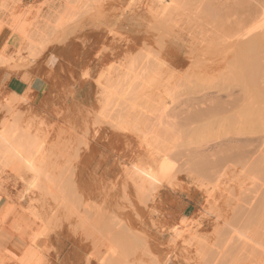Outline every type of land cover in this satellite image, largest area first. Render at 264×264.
Wrapping results in <instances>:
<instances>
[{"label": "rangeland", "instance_id": "1", "mask_svg": "<svg viewBox=\"0 0 264 264\" xmlns=\"http://www.w3.org/2000/svg\"><path fill=\"white\" fill-rule=\"evenodd\" d=\"M240 43L260 85L193 117ZM263 109L264 0H0V125L30 132L40 172L0 157V264H264Z\"/></svg>", "mask_w": 264, "mask_h": 264}, {"label": "bare ground", "instance_id": "2", "mask_svg": "<svg viewBox=\"0 0 264 264\" xmlns=\"http://www.w3.org/2000/svg\"><path fill=\"white\" fill-rule=\"evenodd\" d=\"M160 2V1H159ZM162 2V0H161ZM165 3V2H164ZM169 5V4H168ZM242 3L239 4V7L242 8ZM164 7H168V6H164ZM166 8H164L166 10ZM238 12H240V9L238 10ZM241 43L239 44V50L241 51ZM242 53L241 55L237 54L234 55V61H235V67H233L231 69V75H232V80L233 81V86L231 87L232 89H225V86L223 88L219 87V88H209L206 90V92H204L201 97H199V99H192L188 101L189 107L191 108L193 114L192 116L194 117V115L196 116L198 114L197 111H203L202 110V106L205 105L207 102H212L213 100L215 101H220V99H224V103L225 105H227L230 101V99L233 97L234 91L233 88L237 87L240 89V91H242L243 93H245L246 91H248L249 88H252V90L256 89L258 87V85H260V79L257 78L258 72L260 70L259 67V63H256V61L254 60L253 56H247L248 52H253L255 46L246 44L242 46ZM239 51V52H240ZM2 59V58H1ZM225 59V56L221 57V60ZM227 59V57H226ZM225 59V61H227ZM4 61V60H3ZM224 61V64H225ZM218 63V62H217ZM216 61H208L206 63H203V65H201V73L203 72H212L213 70H219L221 66H219V63L217 64ZM223 64V62H222ZM223 64V65H224ZM227 64V63H226ZM225 64V65H226ZM221 65V63H220ZM157 66L159 68L163 67L162 63L157 64ZM215 69H214V68ZM203 73V74H206ZM85 74V75H84ZM84 76H87V73H84ZM87 78V77H85ZM230 81L227 82V84H229ZM98 83V81H97ZM131 82L126 84V87L122 90H120V93L118 94V99L121 100L123 99L127 93H129L128 90H130L129 88L131 87ZM221 86V85H220ZM128 91V92H127ZM112 94V93H111ZM117 95V94H116ZM14 98L16 99H20L24 102H29L27 101L28 97L26 95H15L13 94ZM26 98H25V97ZM111 96V95H110ZM30 98V97H29ZM117 98V96H116ZM32 99V98H31ZM109 100V98H108ZM31 101V100H30ZM13 103V102H12ZM20 103V101H19ZM21 104V103H20ZM26 105V103L24 104ZM29 105V103H28ZM13 106V104L11 105V107ZM16 106V105H15ZM14 106V107H15ZM217 106V105H215ZM214 106V107H215ZM13 107V109H14ZM220 107V106H219ZM9 108V107H8ZM209 108V106L207 107V109ZM11 109V108H9ZM12 109V110H13ZM249 115H248V120L249 121H254L255 119H260V118H264V109L263 110H254V111H249ZM14 118L15 117H11L10 120L13 121L14 123ZM19 118V117H17ZM190 119H193L190 117ZM195 119V118H194ZM8 120V119H7ZM19 119H17L18 121ZM4 122H6L4 120ZM3 120L1 122L4 123ZM19 122V121H18ZM7 124L9 122H6ZM12 123V122H11ZM20 124V123H18ZM2 124V126L0 125V157H9L12 159H17L18 162H20L21 168H23L25 170V172L27 173H31L34 174V180L36 179V177H38V175L40 176V172L38 171V168L35 165V161H34V154L37 152L38 148H35L34 151L32 152L31 150V146L33 147V143L29 142L28 140H25V138L27 139L28 137H26L28 134L30 135V132H28V128L26 129L25 127H28L27 125L24 126V130H26L25 132H28V134L26 135L25 133V137L23 138V136H20L19 133H17V128L16 125H4ZM20 126V125H19ZM22 127V125H21ZM20 130V128H19ZM23 131V130H21ZM19 132V131H18ZM241 131L239 130L238 133H240ZM21 133V132H20ZM22 135V134H21ZM22 137V138H20ZM33 138V137H32ZM255 141V138L250 137V136H245V137H239V138H228L227 142H221V143H217L214 144L212 146H210L208 148V150L206 151V154L203 155L204 158H213L216 155V152L213 151V149H217L220 148L221 146L224 145V143H241L243 145H240L239 148L243 149L244 147L249 148V146L251 145L252 142ZM221 150V149H219ZM255 152V149H249L248 151L242 152L243 154H245L246 156H249L250 154H253ZM203 153V151H202ZM230 157H225L223 160H229ZM139 177L143 180L149 181L150 183H154L157 182L156 177L152 176L150 173L145 172L142 168H136L135 171ZM38 234L35 236H32L33 238H30V243L32 246H34L36 238H37ZM39 237V236H38Z\"/></svg>", "mask_w": 264, "mask_h": 264}, {"label": "crops", "instance_id": "3", "mask_svg": "<svg viewBox=\"0 0 264 264\" xmlns=\"http://www.w3.org/2000/svg\"><path fill=\"white\" fill-rule=\"evenodd\" d=\"M37 82L30 81L25 78H20L13 76L6 81V93L8 96L15 95H23L25 93H37ZM4 197H0V210H2L3 206L5 205ZM9 230V229H7Z\"/></svg>", "mask_w": 264, "mask_h": 264}]
</instances>
